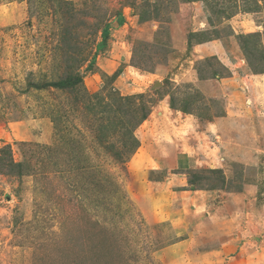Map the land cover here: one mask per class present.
Instances as JSON below:
<instances>
[{"label":"rangeland","instance_id":"1","mask_svg":"<svg viewBox=\"0 0 264 264\" xmlns=\"http://www.w3.org/2000/svg\"><path fill=\"white\" fill-rule=\"evenodd\" d=\"M0 264H264V0H0Z\"/></svg>","mask_w":264,"mask_h":264},{"label":"trees","instance_id":"2","mask_svg":"<svg viewBox=\"0 0 264 264\" xmlns=\"http://www.w3.org/2000/svg\"><path fill=\"white\" fill-rule=\"evenodd\" d=\"M54 86L56 87V86H58V87H62V86H64V82L63 81H61V82H58L57 84H54ZM145 118V117H144ZM144 118H142V120H144Z\"/></svg>","mask_w":264,"mask_h":264},{"label":"crops","instance_id":"3","mask_svg":"<svg viewBox=\"0 0 264 264\" xmlns=\"http://www.w3.org/2000/svg\"><path fill=\"white\" fill-rule=\"evenodd\" d=\"M184 126V125H183ZM16 135V134H15Z\"/></svg>","mask_w":264,"mask_h":264}]
</instances>
